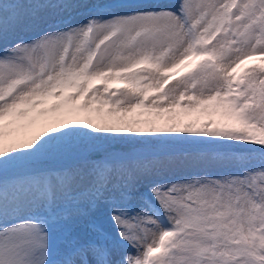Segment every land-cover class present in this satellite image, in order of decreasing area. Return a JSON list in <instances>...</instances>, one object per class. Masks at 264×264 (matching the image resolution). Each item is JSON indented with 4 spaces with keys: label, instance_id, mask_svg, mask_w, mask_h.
I'll return each instance as SVG.
<instances>
[{
    "label": "snow or ice",
    "instance_id": "snow-or-ice-1",
    "mask_svg": "<svg viewBox=\"0 0 264 264\" xmlns=\"http://www.w3.org/2000/svg\"><path fill=\"white\" fill-rule=\"evenodd\" d=\"M0 264H264V0H3Z\"/></svg>",
    "mask_w": 264,
    "mask_h": 264
},
{
    "label": "bare ground",
    "instance_id": "bare-ground-1",
    "mask_svg": "<svg viewBox=\"0 0 264 264\" xmlns=\"http://www.w3.org/2000/svg\"><path fill=\"white\" fill-rule=\"evenodd\" d=\"M90 11H95V10H90V9H79L70 13H64L62 15H57V14H50L49 16L46 17L45 20L41 21L35 28L32 30L22 33L21 35L25 38L26 36L29 35H36L37 32H40L43 29H49V30H55L57 28H63L67 25H77L83 23ZM101 14H103L104 10H100ZM28 38V37H27ZM259 61L257 60H252V61H247L244 65L241 66V69L238 71H242L245 67H249L252 64H257ZM173 77V76H172ZM100 84H97L96 87H99ZM115 88H123V85H114L113 90ZM66 124L68 127H82V125H75L72 124L71 121H66ZM49 125L51 128H54L56 131H65L66 127H64L57 118L48 116V117H41L37 120L35 124L30 125L26 130H24L20 134V138H25V137H32L36 135H41V138H43L44 134L47 135H55V131H50ZM222 168H219L214 165H208L199 168L198 170L200 171H207V172H213V171H218L221 170ZM224 170V169H222Z\"/></svg>",
    "mask_w": 264,
    "mask_h": 264
},
{
    "label": "rangeland",
    "instance_id": "rangeland-1",
    "mask_svg": "<svg viewBox=\"0 0 264 264\" xmlns=\"http://www.w3.org/2000/svg\"><path fill=\"white\" fill-rule=\"evenodd\" d=\"M0 3H3V0H0ZM35 36L36 35H29V36H26L25 39L35 38ZM184 71H186V69L178 70L177 73L173 75V77H170L169 85H167L166 87H170L172 84L176 83V80L182 76V73ZM99 87L102 88V85H99ZM158 135H164V134H158ZM177 135H185V134H177ZM158 147L168 152H171L173 154H183V156L187 159H193L198 156L199 158H207L208 150L212 146L201 145V144H196L193 142H186V141H181V142L172 141V142L162 143L158 145ZM230 147L232 148L233 151H243V148H241L239 145H232ZM219 171H222V169L218 171L215 170L209 173L215 174Z\"/></svg>",
    "mask_w": 264,
    "mask_h": 264
}]
</instances>
